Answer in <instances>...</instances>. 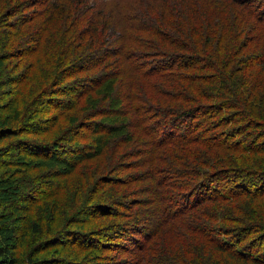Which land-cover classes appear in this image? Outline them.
Returning a JSON list of instances; mask_svg holds the SVG:
<instances>
[{
    "label": "trees",
    "instance_id": "trees-1",
    "mask_svg": "<svg viewBox=\"0 0 264 264\" xmlns=\"http://www.w3.org/2000/svg\"><path fill=\"white\" fill-rule=\"evenodd\" d=\"M48 1L51 2L43 0L45 19L35 24L36 17L32 18L26 29L21 28L20 34L15 31L19 25L26 27L25 24L16 26L10 19L16 13L32 9L37 5L36 0H4L0 10V30L4 26L13 29L7 30L3 40L0 39V264L77 263L37 259L40 253L62 245L63 238L68 235L53 228L55 224L41 225L43 205L56 198L54 220L63 193L68 198V194L75 191L79 195H74V199L80 196L81 202L88 192L85 189L89 188V173L84 169L91 161L82 168L80 165L95 156L102 157L104 148L92 143L68 144L86 140L89 135L82 131L90 129L101 141L109 136L119 140L115 127L84 118L69 127L68 135L64 130L54 133L58 123L79 110L82 102L99 90L108 81L106 76L111 78L112 74L108 72L102 79L97 75L93 79H83V73L91 66L89 61L94 59L89 60L90 55L83 59L80 55L81 59L63 67L69 58L77 55L63 38H69L67 30L74 27L70 18L74 17L79 23L82 7L91 0ZM174 1L182 10L178 18L177 12L175 16L168 11L172 7L169 0L158 2L161 4L159 11L156 4L138 15L133 14L136 6L119 1L114 5L103 4L104 12L101 10L104 16L108 14L107 24L114 17L116 26L119 21L126 30L119 28L117 48L121 47V51L118 56L121 54V58L129 61L138 60L134 69L141 71L138 75L143 80L134 81L130 90L138 87L145 95L134 94L126 86L122 93L126 101L135 103V117L140 126L149 131V142L154 147L148 156L145 155V162L152 165L150 175L161 218L175 221L193 232L194 242L213 245L215 253L230 255L245 264H264V0ZM234 7H238L234 13L237 20L244 21L239 27L235 23L237 28L227 21ZM198 8L205 19L199 18ZM188 14L193 18L183 20ZM250 16L257 21L252 22ZM174 18L181 21V34L188 35L198 45V51L202 49L200 39L205 38L204 47L206 42L211 46L209 56L187 54L192 49L187 41L178 42V33L171 24ZM212 19L218 22L210 27L204 25ZM94 25L91 20L87 23L89 27ZM249 26L261 31L256 38L258 44L245 41L243 46L234 45L236 35H241L238 31L245 28V32ZM98 27L102 25L91 32L90 47H94L92 41L105 33ZM27 30L25 39L33 43L29 46L22 43ZM147 35L150 38H146ZM50 45L58 48L56 68L49 76L44 75L47 80H41L38 89L31 94L24 86L31 76L30 68L22 66L21 59L32 53L37 58L41 49ZM165 46L178 48L182 54L170 53V48L167 50ZM248 47H252L253 52L242 57V50ZM113 51L103 45L96 52L100 55L96 62L104 64ZM11 59L18 62L11 68L10 63L2 68L1 64ZM60 68L62 73L59 74ZM19 69L25 72L17 73ZM121 69H124L123 64ZM189 69L198 71L195 84L200 93L195 96L190 92V87L194 89V73L190 74ZM4 70L9 73L2 76ZM14 85H18L15 92L6 88ZM102 107L104 105L94 107L95 114L90 118L103 117L100 115ZM169 148L171 151L167 150ZM162 149L163 152H159ZM73 171L81 176L82 184L71 175ZM97 180L102 182L103 188L114 184L111 177L99 176ZM91 201L76 207L72 200H63L62 207L65 211L73 209L74 213L80 209L76 217L78 222H82L81 215L92 221L110 218L124 221L76 235L70 246L78 247V255L74 257L80 260L77 264L89 263L91 252L109 251L115 244L111 240L121 239L134 244L131 248H123L125 243L121 242L117 249L131 252L135 248L134 257L124 264H180L164 262L163 255L153 257L149 254L150 250H156L150 242L159 227L158 221L150 228L139 227L129 221L128 206L120 205L115 198L107 201L92 197ZM233 223L239 225L232 226ZM40 233H45L44 239L35 242L34 236ZM138 235L143 236V243L136 239ZM164 252L169 256L170 252ZM186 260L182 259L181 263ZM194 262L196 260L191 264Z\"/></svg>",
    "mask_w": 264,
    "mask_h": 264
},
{
    "label": "rangeland",
    "instance_id": "rangeland-1",
    "mask_svg": "<svg viewBox=\"0 0 264 264\" xmlns=\"http://www.w3.org/2000/svg\"><path fill=\"white\" fill-rule=\"evenodd\" d=\"M55 1V0H52ZM117 1L123 3L124 5H134L136 6L133 10L135 15H138L140 11H145L146 9H149L152 6H155L156 9L159 11L161 4L158 3L161 0H91L89 3H85L86 6H83L80 12L79 17V23L75 21L74 17L70 18V22L74 25V27L69 28L66 34H68L69 38H63L69 44L72 46V49L74 52H76L77 55L72 56L67 60V63L63 66L66 67L69 64H72V61H76L80 55L82 56V59L90 55L91 60L89 63L91 66L97 61V58L100 56L96 54V52L105 46H109L110 49L114 50L113 53L108 56L105 60V63L102 62H96V65L90 66L88 71H85L83 74V79H93L94 77L97 78H104V76L109 72L112 74L111 78H108L106 76L105 79H108L105 84L99 90H97L90 98L84 100L82 102L81 108L79 110H76L71 114V117L69 115H66L62 121H60L54 130L55 134H60L63 130L65 132V135H68V129L71 125L77 123L82 118L83 120L92 122V121H99L104 122L112 127H115L114 130L117 132L118 141L114 140L113 136H109L108 138H105L104 141H101V137L99 135H96V133H91L90 129H85L86 136L89 135V137L86 138V140H82L80 142L74 141L71 143H68L73 146H79L85 143L87 144H95L96 146L104 148V155L102 157L95 156L91 159L86 160L80 165V168H82L87 162L91 161L90 165L84 169L86 173H89V188L85 189L86 193L84 199H81L80 202V196L79 199H74V195H79L75 191H71L68 194V198L65 197V194L63 193L62 196H64L63 200L66 202L67 200H72V202L77 207L80 204V207L87 202L91 201V198H100L107 201H112L113 198H115L120 205L122 206H128L127 212L130 214L128 217L130 218L129 221L135 222L139 227L147 226L148 228L153 227L155 224L154 222L158 221L159 227L155 231V236L153 239H151V244L155 245L156 250L155 252L151 251L149 254L154 255L153 257L157 255H163L164 262L170 263L172 261L179 262L180 264H191V261L196 260L193 264H214L215 262H219L221 264H245L241 263L236 258L230 256V255H221L219 253H215L217 250L214 249L213 245L204 244H198L194 242V233L188 230H185L183 227L178 226V223L175 221H163L160 215L159 204L158 199L156 198V195L153 192V180L151 178V171H152V165H148L145 162V155L148 156V152H150L154 147L153 144L149 142V135L147 130L143 129L139 122L137 121L135 117L134 107L135 103L133 104L130 100H125V95L122 93V88L126 86L128 90L132 88L134 81L136 80H143L141 76L138 74L141 71H138L135 68L136 58H132L131 61H129L127 58H121V54L118 56V52L121 51V47L117 48V43L120 41V35H119V28H123L124 32L126 30L124 29V25L122 26L119 21H117V26L113 21H116V19L113 17L111 22L107 24L106 18H108V14L106 13L105 16L101 14V10L104 12L103 4L108 5H114ZM37 5L32 7L29 11L25 13H16L13 18L10 19V22L16 26L19 24H25L26 27L20 26L15 32L20 34L21 28H27L29 23H31L32 18H35V24H37L36 21L42 22L45 13L46 7L43 4V0H36ZM39 2V3H38ZM47 2H51L48 1ZM46 2V3H47ZM4 0H0V10L3 8ZM151 3V5H149ZM171 7L170 12L171 15L174 13L177 14V18L180 14H182V10L180 7H178V2L174 0H169ZM149 5V6H148ZM174 7H176V10H174ZM238 9V7H234L233 14L231 13L228 15V22L231 24L233 28H237L236 24L242 25L243 20H237L236 15H234L235 11ZM201 8H198V16L199 18H204V14L200 13ZM174 11V12H173ZM68 14H70V11H67ZM156 15V14H154ZM175 15V14H174ZM250 15V14H249ZM176 16V15H175ZM116 17V16H115ZM120 18V16H117ZM193 18L190 14L187 15L186 18L183 20H187V18ZM252 17V16H250ZM93 21L95 23L94 27L87 26V23L89 21ZM252 22L257 21L251 18ZM215 22H218L216 19H212L206 23H204L205 26L210 27L213 26ZM39 23V24H40ZM105 23V24H104ZM38 24V25H39ZM171 24L173 25V29L178 33L176 34L178 36V42L182 43L183 40L187 41V44L189 49H196L194 51L190 50L191 52H188V55H198L201 54L202 56H209L210 53L208 52V48H211L210 44L207 42L205 43L204 47V41L205 38H199L200 39V46L202 45V49L198 51V45L194 44V42L190 39L188 35L181 34L180 24L181 21L178 22L176 18L171 20ZM198 29L201 27V24L198 21ZM254 24V23H253ZM102 25V28L98 27V30H105L104 35H101L96 39L95 41H92V44L94 47H90L89 40L90 35L93 29H96V27ZM32 26V25H30ZM122 26V27H121ZM37 27V26H36ZM76 27H79L75 29ZM6 27H1L0 30V39L3 40L4 34L7 30L12 31L13 29H5ZM34 28V27H32ZM263 28V27H260ZM245 28H243L241 31H238V33H241V35H236V38H234V45H240L243 46V43L246 41V43H249L251 45H257L258 41L256 38L258 37V34L261 32L256 31V27L249 26L248 30L243 32ZM196 30V29H194ZM29 31L27 30L24 33V39L22 40L26 46L32 45L33 43H27L25 39V35ZM243 32V33H242ZM81 33V36L79 35ZM143 33H138V35H141ZM71 36L72 39H71ZM82 36H85L84 38H81ZM146 38H150V36H145ZM201 37V36H200ZM180 38V39H179ZM71 39V41H70ZM255 39V40H254ZM254 40V41H253ZM46 43V42H45ZM128 45L131 50V44L129 42L125 43ZM22 45H20L21 48ZM123 47V45H122ZM124 48V47H123ZM170 48V49H169ZM165 49H169L170 53H175L177 55H181L182 52L178 48H171L165 46ZM252 47L245 48L242 50V57L245 56V54L250 55L253 52ZM117 52V54H116ZM194 53V54H192ZM58 54V48L52 47L51 45L46 47L44 46L40 53L38 54V57H34L35 53H32L30 55L26 54L21 59V65L28 69V72L31 73V76L28 80L25 81L24 85L26 87V90L29 93H34L38 89V85H40L41 80H47L48 76L53 72V69L56 68V57L55 55ZM34 57V58H33ZM81 59V57H80ZM18 61L16 59L11 60H5L1 66L4 68L6 64L10 63V68L13 67ZM121 64H123L124 69H121ZM33 68V69H32ZM25 70L19 69L17 73H23ZM62 73L61 68L57 71ZM9 71L4 70L2 73V76L7 75ZM189 73H194V89L190 87V92L192 94L197 95L200 93L199 89L196 88V79H197V73L198 71L195 69H189ZM57 74V73H56ZM44 76V77H43ZM114 76V77H113ZM50 79V77H48ZM2 79V78H0ZM48 79V80H49ZM104 79V80H105ZM148 81V80H147ZM155 81H157L155 79ZM163 82V81H162ZM49 83V82H48ZM137 84V82L135 83ZM164 83H162L163 85ZM129 85V87H128ZM18 85L14 86H8L6 88L16 91V88ZM165 89V88H163ZM130 91L134 92V94H144L142 90L138 87L131 89ZM158 91V90H157ZM121 92V94H120ZM160 93V92H158ZM145 95V94H144ZM160 97V95H159ZM28 98L30 96L28 95ZM33 103V102H32ZM106 104L108 108L106 107ZM97 105H104L101 110H103V113L100 114L103 117H97L91 119L90 117L94 115L95 110H93L94 107ZM117 106V107H115ZM32 107V105H31ZM45 108V107H43ZM104 108L106 110H104ZM111 109V110H109ZM122 122H126V124H122ZM68 130V131H67ZM69 138V137H68ZM73 138H70L72 140ZM152 144V145H151ZM164 149L159 150V152H163ZM171 151V148L167 149ZM150 166V167H149ZM69 171L71 169L67 168ZM78 171V170H77ZM77 171L71 172V175H74L75 179L82 184V178L78 175ZM99 176H106L111 177L113 180V185L109 187L103 188L102 182L97 180ZM75 189V186H74ZM112 198V199H111ZM56 198L47 200L44 203L45 211L43 212V223L41 225H49V224H55L53 225V228H58V230H61L62 233H66V235L63 238V241L61 242L62 245H59L54 248H50L43 253H40L37 257L39 260H51V259H57V260H66L69 262H77L80 263V260L76 261V256L78 255V247H72L70 246L71 241L74 240L76 235H79L81 232H84L86 230H99L102 229L104 226L112 225V223L116 222H122L124 220H119L118 218H110V219H100L98 221H92L89 219V217L81 215L79 216V219L82 220V222H78L76 220L77 213H81V210L79 209L77 213L73 212V209H64L63 206V200L59 202L58 205V214L54 216V220H52L53 217V211L56 206L55 204ZM85 200V202H84ZM92 202V201H91ZM84 203V204H82ZM218 207V204L215 205ZM47 211V212H46ZM42 216V215H41ZM232 226H238L239 224H231ZM142 231V230H140ZM18 232V230H17ZM73 234V235H70ZM110 235H112V232H110ZM80 236V235H79ZM136 236V235H135ZM196 236V235H195ZM45 233H40L37 236H34L36 239L35 242H40L44 239ZM126 238V236H124ZM199 237V236H197ZM133 238V237H130ZM143 236H137L136 239L138 242H144V239H142ZM112 241V243L115 242V244L112 246L111 250L105 251L104 253H97V252H91V261L87 264H124V262L127 260H131L134 257V254L132 251L135 248H132L131 252L128 250H124L123 248H131L134 244L133 241ZM153 240V241H152ZM121 242H124L125 244H122L121 249H117V244H121ZM164 251L170 252L169 256L166 255ZM86 251L83 253L85 254ZM155 253V254H154ZM96 254V256H95ZM103 254V255H101ZM99 256L101 257L99 259ZM106 256L112 257L111 259L106 258ZM75 257V259H74ZM104 257V258H103ZM35 258V257H34ZM186 258V262L181 263V260ZM101 262V263H100ZM76 263V264H77ZM246 264H255V263H246ZM261 264V263H257Z\"/></svg>",
    "mask_w": 264,
    "mask_h": 264
}]
</instances>
